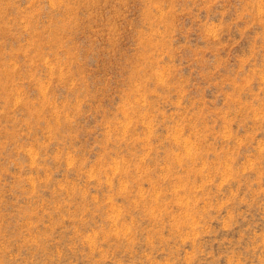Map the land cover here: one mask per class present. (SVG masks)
Here are the masks:
<instances>
[{
  "label": "rangeland",
  "instance_id": "obj_1",
  "mask_svg": "<svg viewBox=\"0 0 264 264\" xmlns=\"http://www.w3.org/2000/svg\"><path fill=\"white\" fill-rule=\"evenodd\" d=\"M0 264H264V0H0Z\"/></svg>",
  "mask_w": 264,
  "mask_h": 264
}]
</instances>
